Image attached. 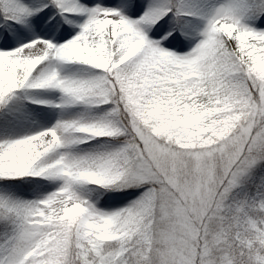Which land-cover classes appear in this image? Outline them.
I'll return each mask as SVG.
<instances>
[{
  "label": "snow or ice",
  "instance_id": "6c2138e0",
  "mask_svg": "<svg viewBox=\"0 0 264 264\" xmlns=\"http://www.w3.org/2000/svg\"><path fill=\"white\" fill-rule=\"evenodd\" d=\"M0 264H264V0H0Z\"/></svg>",
  "mask_w": 264,
  "mask_h": 264
}]
</instances>
